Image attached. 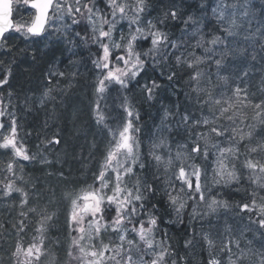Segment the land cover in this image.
Listing matches in <instances>:
<instances>
[{
    "label": "trees",
    "instance_id": "trees-1",
    "mask_svg": "<svg viewBox=\"0 0 264 264\" xmlns=\"http://www.w3.org/2000/svg\"><path fill=\"white\" fill-rule=\"evenodd\" d=\"M106 2L107 0H99L98 6L101 10H104ZM223 4L230 7L225 12V19L220 21L212 10L217 5L223 6ZM171 10L177 12L176 19L166 15ZM245 12L247 15L244 14ZM141 15L143 17L141 26L147 29L148 22L151 21L156 28L168 34L169 40L175 41L180 46L178 50L169 49L175 51L176 55L184 53L187 56L191 51H195L198 56L204 55L202 48L193 47L201 36L205 42L213 35L223 38V43L215 46V55L200 65V71L204 75L199 87L205 89V92L194 91L196 85L190 80L193 70L186 65H177L175 55H169L167 59L145 57L144 68L134 79L135 86L144 87L142 95L136 93V88L135 91H128L135 95L130 101L133 106V127L138 128L139 131L133 135L139 142V162L145 166L140 169L139 163L136 165V176L129 180V184H135L138 178L142 184H150L153 188L152 192L147 190L143 192L146 199L142 218L146 219L148 213L157 217L156 240H164L170 246L169 251L174 253L169 256L168 264H172L173 260L176 264H208L210 250L204 239L205 235L215 242L211 254L220 259L221 264H227V253L221 252L220 249L229 236L239 238L241 248L247 253L243 264H259L260 254L264 253V228L259 227L254 213H243L238 208L242 203L251 202L254 191L258 195H264V189H259L252 183L249 170L244 167L246 157L264 161V123L256 116L257 110L254 108L255 104L264 102V0H145V10ZM232 19H235L236 26L232 29L234 34L229 36L222 29L227 28ZM206 46L213 47L207 43ZM150 47V40L141 41L138 51L146 52ZM57 48L52 47L55 56L75 69L74 75L77 79L81 77L82 68L88 69L90 63L97 58L96 46L90 39L78 45L73 43L72 46L63 47L62 44V51H58ZM4 50L7 54L5 57L7 67L0 66V80L7 77V83L0 88V101H3L4 107L8 105L7 112L14 114L18 125V139L23 142L30 154L37 144H45L47 140L58 134L61 143L67 142L68 152L71 154L70 162L79 161V164L74 166V169L77 167L76 173L92 178L98 165L95 159L94 161L91 159L93 158L89 155L91 152L80 145L76 136L72 135L73 131L68 134L63 115L57 114L58 112L51 110V107L45 108L39 104L45 75L51 65L49 63L51 56L47 54L50 51H44L41 47L25 48L16 42L7 44ZM225 51L229 54L224 56L218 69L215 60L220 59ZM87 72L93 77L92 69ZM172 73L175 75L170 80L168 77ZM223 77H227V81ZM145 86L152 89L151 98ZM236 86L245 89L248 93L247 106H239L240 116L237 125L245 134L251 132V137L245 136L243 140L237 138L235 143H230L226 137L214 138L208 144L209 155L206 159L202 154L189 155L183 161L185 166L194 164L201 169L200 183L205 200L201 203L199 196L193 194L194 201L208 206L213 199L218 202L222 197V202L227 207L223 206L225 210L218 215L202 218L201 211L194 215L195 208L191 203L193 199L185 195L187 205L177 216L169 204L164 189L165 178L171 176L179 162L165 173L163 165L158 167L151 153L154 151L167 158L169 151L173 157L177 151L190 152L191 132L181 117L185 113L189 114L192 120L208 116L209 108L202 103L207 99L206 93L210 92L215 98H221L222 95L227 98L232 96ZM7 118H9L7 115L1 118L5 124L8 123ZM223 123L228 124L227 121ZM161 138H166V145L153 148L154 144H159ZM201 144L203 146V141ZM213 144L231 146L238 151V158L234 160L237 180L225 182L217 175L216 158L219 153L212 146ZM185 145L187 147H184ZM258 145L260 146L258 152H250V149ZM9 162L14 164V178L11 173L5 171ZM66 163L67 160L62 161L60 170L55 171V175L65 174L66 180L60 184L59 196L61 195L60 200L63 205L71 211L70 199L79 191L77 186L81 183V179L72 177L70 172H65ZM44 176L43 170L39 171L35 166L30 168L21 165L19 158L14 157L10 149L0 148V191L5 192L3 182L7 178H12L16 187L28 193V204L23 209L20 207L21 193L13 191L9 195L8 202L18 210L15 224L17 225L21 220V211L29 213L25 209L33 207L37 209L35 214H31L32 220L35 219V215L37 217L33 220V227L28 226L31 238L41 235L36 231L40 226L39 214L41 212L48 216L53 214V210L44 203L32 202L31 190L42 185ZM63 221L66 223L52 216V219L46 222V230L43 233L46 238L45 244L43 240V246L47 249L36 264H80L78 260L68 255L70 250L75 254L72 239L76 234L70 231L68 219ZM59 229L66 231L67 244L64 247H59ZM2 232L3 230H0V246L3 242ZM52 233L55 234L54 239ZM113 236L110 231L104 234V243L117 244L118 237ZM254 238L256 240L252 242ZM186 241H191L187 247ZM233 251L237 250L233 248Z\"/></svg>",
    "mask_w": 264,
    "mask_h": 264
},
{
    "label": "snow or ice",
    "instance_id": "snow-or-ice-1",
    "mask_svg": "<svg viewBox=\"0 0 264 264\" xmlns=\"http://www.w3.org/2000/svg\"><path fill=\"white\" fill-rule=\"evenodd\" d=\"M18 5H23L25 14L35 11V18L29 21L14 23L12 17L13 0H0V40L6 41L5 33L15 31L24 35L39 36L45 33L46 25L55 24L56 21H71V24L63 23L55 30L64 32L72 26L80 27L81 31H76L74 35L81 40L90 39L96 46V59L93 64L99 70L100 76L94 85L95 92L99 99L104 98V94L109 90L110 85L118 84L122 88L127 87L129 79L135 78L144 68L145 57L167 59L169 55H175L177 65H186L192 69L190 80L195 83L194 91L205 92L199 87L203 73L200 71V65L215 55V46L223 43V38L219 35H213L208 41H204L203 36L196 41L194 48H202L204 55H196L195 51L176 55L179 45L175 41L169 40L166 32L156 28L149 21L147 29L141 26V14L145 10V0H107L104 10L98 6L99 0H16ZM230 7L227 4L217 5L213 14L217 15L218 20L225 19V12ZM235 7V5H231ZM247 15V13H244ZM173 19L177 18V12L169 11ZM234 15V14H233ZM191 19V18H189ZM127 20L128 32L125 34L122 30L117 33V25L121 21ZM236 26L235 19L230 20L229 26L222 31L227 35H233L232 29ZM90 32V35H89ZM83 33V35H82ZM195 35V33H193ZM150 40L151 47L146 52L138 51L141 41ZM71 42V41H70ZM211 44L213 47H207ZM163 54V55H162ZM227 51L221 54L220 59L215 60L217 68L222 64ZM49 85L51 78L55 76L63 77V72H49ZM175 73L169 75L171 80ZM227 81V77H223ZM7 83V77L0 80V85ZM155 86V85H154ZM146 90L151 98V88L147 86ZM56 89L47 86L40 103L48 100H55L53 95ZM207 99L202 103L209 108V115L202 116L199 119H190L189 114L185 113L181 120L189 127L191 132L192 146L190 152L182 153L177 151L175 157L169 151L167 158L163 155L151 153L157 166L163 165L165 173H168L173 166L178 163L175 171H172L170 177L165 178V195L168 197L169 204L172 206L177 216L185 209L189 199H195L199 196L201 201L205 200L204 192L200 183L201 169L196 165L185 167L183 161L189 156L203 155L206 159L209 155L208 144L214 138L226 137L230 143H235L237 138L243 140L245 136L251 137L252 133H244L243 129L237 125V119L240 116L239 106H247L248 93L245 89L236 86L233 89L232 96L224 98H215L210 92L206 93ZM256 116L264 123V102L255 104ZM97 124L106 125V117L100 111L99 100L96 103L95 110ZM129 119L118 124L115 128H108L111 135L109 147L104 155L103 163L98 173L94 175L93 183L81 188L73 198L70 199L71 211L68 217L69 228L76 235L72 239L73 251L68 255L80 262V264H168L169 256L174 253L169 251L170 246L164 240L157 241L155 232L157 229V217L151 213L144 216V190L153 191L152 185L142 184L137 178L135 184H129V180L136 176V165L139 163L140 169L145 166L139 162V142L133 133L138 132V128L133 127L131 117L133 112L130 108H125ZM9 116L10 123L5 124L0 119V131L7 127V134L0 136V148L10 149L14 157L25 161L34 159V155L29 154L22 141L18 139V125L13 113L7 112L0 101V118ZM167 115V113H166ZM227 121L226 125L223 123ZM243 120H241V123ZM203 141V146L201 144ZM61 140L57 135L47 140V146L59 145ZM166 145V138H161L159 144H154L153 148ZM219 155L216 158V173L225 182L237 180V172L234 160L238 158V151L231 146L223 147L219 144H213ZM184 147H187L185 145ZM260 146L250 149V152L256 153ZM47 162V161H43ZM244 167L249 170L252 183L259 189H264V161L260 159L246 157ZM6 172L15 177L14 164L9 162L5 169ZM7 178L4 183V194L11 195L13 191L21 193L20 207L23 209L28 204V193L23 189L16 187L13 179ZM159 179V177H158ZM179 182V187H177ZM195 194V195H193ZM221 206L215 199L208 204L210 212H215ZM227 207L226 204L223 205ZM155 207V205H153ZM240 212L254 213L257 217L256 222L261 228H264V195H258L256 191L252 193L250 203L239 205ZM29 212L35 213L36 208H29ZM195 211V209H194ZM38 221L39 227L37 233L41 234L40 240L34 239L26 248L22 243L17 242L13 255L17 258V264H36L43 254V233L47 221L52 216L40 214ZM22 218H26L27 213L20 212ZM3 227V225H0ZM18 232L25 229L24 219H21L17 225ZM114 233L119 243H104L103 236L108 232ZM131 235L132 238H129ZM207 246L210 250L208 264H221L220 259L211 254V249L215 247V242L207 235L204 236ZM191 244L186 241L185 246ZM99 245V246H98ZM143 246V247H141ZM233 248L237 251L234 252ZM135 250V255H134ZM221 252L227 253V264H243L247 258V253L240 246L239 238L229 236L221 247ZM138 255V259L136 256ZM23 256V259L20 257ZM147 257V259H145ZM172 264H176L173 260ZM259 264H264V253L260 254Z\"/></svg>",
    "mask_w": 264,
    "mask_h": 264
},
{
    "label": "rangeland",
    "instance_id": "rangeland-1",
    "mask_svg": "<svg viewBox=\"0 0 264 264\" xmlns=\"http://www.w3.org/2000/svg\"><path fill=\"white\" fill-rule=\"evenodd\" d=\"M133 1L134 0H129V3H134ZM33 16V11L31 13L25 14L23 5H18L16 0H14L13 19L15 23L21 22V18H23L24 21L30 22L33 19ZM140 19L142 23V15ZM65 22L71 24L70 20L56 21L55 24H51L50 22V25H47V30L44 36H42L38 40L27 39L24 37L26 35L22 33H17L15 31L13 32V34L15 36L17 44L18 42L22 41V44L25 48L41 47L44 51H50L47 54L51 56V59L49 60V63H51V65L49 66V70L45 75L46 79L40 92L39 104L41 107H51V110H55L58 112L57 114L60 113L61 115H63V117L65 118L64 123L65 127L68 130V134L73 131L72 135L74 134V136H76V138L79 140L80 145L84 146L87 151L91 152L89 154L91 155V157L93 156V158L91 159H93V161L94 159L97 161L98 169L97 171H94L93 175H95L96 173H98L100 166L103 163L104 155L106 153L107 148L109 147V142L111 140V135L108 131V128H115L118 124H122L129 119L125 108H130L133 111V106L130 99H132V97L135 95L132 92L128 93V91H135L134 89L136 88V93L141 96L144 87H141L140 85H136L137 87L135 86V77L133 79L128 80L126 88H122L118 84L110 85L109 90L104 94V98L99 99L95 92L94 85L96 84V81L100 76V72L98 69L95 68L94 64L90 63L91 65L88 69L87 67H83L80 75L81 77L77 79L74 75L75 69L73 70V67L69 66L67 62H62V59L60 57H56L55 52L52 50L51 44H55L56 42H58L59 44L62 43L63 47H66L67 45L72 46L73 43H76V45H78L82 44V42H85L84 40H81L79 37H76L74 35L76 31H81L80 27L72 26L64 32H57L55 30L57 27H60ZM121 30L125 34H127V20L118 23L117 33H119ZM12 40L13 39H9L6 44L11 43ZM57 50L62 51L59 48H57ZM5 56L6 51H3L0 56V66L2 67H7V60L5 59ZM90 69L93 70V77L90 75L89 72H87ZM53 71L63 72L64 76L52 77L51 85H49L48 74L49 72ZM77 80L81 81L78 82ZM1 86L2 85H0V87ZM47 86H52L56 89V91L53 92V95L56 97V99L48 100L45 103L41 104L40 99ZM98 100L100 104V111L107 118V127L105 126V124H97L96 112L94 110ZM6 109H8V105L6 106ZM10 119V117L7 118L8 123H10ZM131 119L133 122L132 117ZM0 133L1 136L7 134V127L3 131H0ZM30 154L34 155L35 158L28 161L19 158V162L21 163V165H27L30 168H33L35 166L38 168L39 171L43 170L45 174L42 179V185H39L40 187H37L35 190H31V194L33 193L32 202L44 203L47 207L53 210V214H51V216L59 218L65 224L66 222L63 221V219H68L70 211L68 207L63 205L64 203H62V201L60 200L61 195L59 196V193H61L60 184L62 181H65L66 178L65 174L58 173L55 175V171L60 170L59 167H61L62 161L64 162V160H67V163L64 164L66 167L65 172H70L72 173V177L74 176L76 178L81 179V183L77 186L79 190L87 185L92 184L94 176L92 178H88L83 174L80 175L76 173L77 167L76 169H74V166H77L76 164H79V161L77 160L73 163L70 162L69 159L71 157V154L68 152L67 142L47 147L46 143H39L35 146L34 151H32V153ZM56 193L58 194L56 195ZM8 198L9 195L6 196L4 192L0 191V225H3V227H0V230H3V242L0 246V264H17V258L13 255L17 242L22 243L23 246L26 248L30 243L34 242V239L38 242L41 238V235L32 238L30 237L31 232L28 226L32 228L34 224L33 220H36L37 217L35 215V219L32 220L33 216H31V214L35 213L29 211L28 212L30 214L27 213L26 218H22L20 216V219H24L25 229L23 232L17 233V228L13 227V225H16L15 220L18 210L15 209L11 205V203L8 202ZM222 199V197L221 199H219L218 203H220L221 206L215 212H210L208 206H203L200 203L198 204L194 201V199H191V203L195 208L194 215L198 214L200 211L202 212V214L200 213V215H202V218L208 216L213 217L215 215H218L222 210H225L223 209L224 203L222 202ZM199 201L202 203L200 199ZM55 232L57 233V231ZM248 234L246 236H248ZM65 235L66 231L64 229H59V247H64L67 244ZM45 238L46 235H43L44 244ZM54 238L55 234L52 233V239ZM255 240L256 238H254L252 242H255ZM117 243H119L118 239ZM46 249L47 248L43 246V253L46 251ZM42 256L43 254L41 255L39 261L41 260ZM136 258H139L138 255L136 256ZM20 259H23V256H21Z\"/></svg>",
    "mask_w": 264,
    "mask_h": 264
},
{
    "label": "water",
    "instance_id": "water-1",
    "mask_svg": "<svg viewBox=\"0 0 264 264\" xmlns=\"http://www.w3.org/2000/svg\"><path fill=\"white\" fill-rule=\"evenodd\" d=\"M35 18V17H34ZM11 19H12V17H11ZM30 35V34H29ZM30 36H32V35H30Z\"/></svg>",
    "mask_w": 264,
    "mask_h": 264
}]
</instances>
